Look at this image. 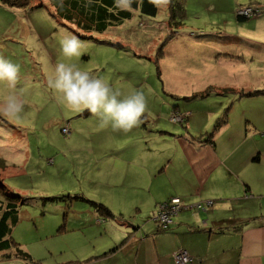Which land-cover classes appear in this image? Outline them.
I'll use <instances>...</instances> for the list:
<instances>
[{"label": "rangeland", "instance_id": "obj_1", "mask_svg": "<svg viewBox=\"0 0 264 264\" xmlns=\"http://www.w3.org/2000/svg\"><path fill=\"white\" fill-rule=\"evenodd\" d=\"M41 3L28 10L0 4V57L20 66L15 88L0 82V106L9 95L24 104L20 119L0 114V178L11 201L0 199L18 209L7 236L17 247L0 264H63L91 246L92 255L109 252L113 236L135 231L130 223L153 219L157 189L174 191L179 167L165 172V161L185 156L180 140L189 133L204 140L224 116L234 122L264 105V0H183L180 26L162 7L105 33L86 32L48 0L34 2ZM248 8L258 14L239 21ZM69 33L84 44L78 60L61 51ZM58 63H76L122 96L143 91V122L114 132L87 110H70L48 83Z\"/></svg>", "mask_w": 264, "mask_h": 264}, {"label": "crops", "instance_id": "obj_2", "mask_svg": "<svg viewBox=\"0 0 264 264\" xmlns=\"http://www.w3.org/2000/svg\"><path fill=\"white\" fill-rule=\"evenodd\" d=\"M258 108L252 117L239 116L234 122L229 118L216 132L215 144L189 133V139L180 140L185 156L165 161V172L174 162L179 167L170 179L174 191L157 189L151 200L153 214L159 204L172 198L189 207L202 204L205 209H184L165 231L153 220L130 223L135 231L125 239L111 238L114 247L123 241L113 253L92 255L96 247L91 246L75 260L178 264L176 254L184 251L192 259L189 264H264V105ZM255 201L261 202L260 209H247ZM241 204L244 211H239Z\"/></svg>", "mask_w": 264, "mask_h": 264}, {"label": "clouds", "instance_id": "obj_3", "mask_svg": "<svg viewBox=\"0 0 264 264\" xmlns=\"http://www.w3.org/2000/svg\"><path fill=\"white\" fill-rule=\"evenodd\" d=\"M121 10H131L134 0H115ZM160 5H167L170 0H150ZM61 51L69 61L77 60L85 50L84 44L75 35L69 33L60 38ZM20 66L0 57V82L15 88L19 82ZM49 86L61 94L65 105L72 111L87 110L100 119L102 126L110 125L114 132L128 133L143 122L147 111V99L141 90H135L122 96L104 79L89 71L82 70L76 63H58L53 76L49 78ZM24 104L14 95H9L0 106V114L7 117L21 118Z\"/></svg>", "mask_w": 264, "mask_h": 264}, {"label": "trees", "instance_id": "obj_4", "mask_svg": "<svg viewBox=\"0 0 264 264\" xmlns=\"http://www.w3.org/2000/svg\"><path fill=\"white\" fill-rule=\"evenodd\" d=\"M35 1L36 0H0V4L7 6L9 8H16L22 10L44 7V3L35 5L34 4ZM48 1L56 8L57 15L60 18L70 23H74L78 25V27H81L86 32H90V33L93 32L105 33L107 30H109L112 27L113 28L119 27L123 25L127 20H131L134 17L135 13H139L141 16L156 17L161 11L162 7L168 9L170 21L176 26L182 25L181 20L185 16V8L183 6V0H170V2L167 5H160V6H157L156 4L150 2V0H134V2L131 5V10H121V8H118L116 6L115 0H48ZM250 18L251 17L238 15L239 21L249 20ZM225 117L226 116H224V118L217 123V125L215 126V130L213 132L207 133L206 135H201L202 137L205 136V139L202 140V142L215 144L214 138L216 132L227 124V118ZM6 188L7 186L3 183L2 179L0 178V193L4 194L5 197H7L11 201V197H9L6 194ZM170 201L171 199L168 200L167 202ZM161 204L158 205L157 211L153 216L152 220L154 222H156L155 218L159 212V207ZM98 207L99 209H103L105 214L108 215L109 217L111 218L115 217L112 210L106 207L105 205L98 204ZM193 209L196 210L195 208ZM17 216H18L17 205H15V203L12 202H9L7 205H5L4 201L0 199V257H9L7 252L8 250H11L12 245L15 244L10 239H7V236L10 234L9 222L12 221L13 223H17ZM171 227L168 230H170ZM120 245L114 247L112 250H110L108 253H105L103 256L113 253L115 250H117L120 247ZM13 246L17 247V245H13ZM92 259L94 258L93 257L89 258L86 261L72 260L63 264H87ZM29 262L31 264H42L40 261L38 262L34 261L32 258H29Z\"/></svg>", "mask_w": 264, "mask_h": 264}, {"label": "built area", "instance_id": "obj_5", "mask_svg": "<svg viewBox=\"0 0 264 264\" xmlns=\"http://www.w3.org/2000/svg\"><path fill=\"white\" fill-rule=\"evenodd\" d=\"M256 14H258L257 11H254L250 8L239 11V15L245 17H252ZM193 208L199 211L204 209L201 204H197L192 207L185 206L179 198H173L170 202L161 204L159 207V212L155 218L158 228L161 230H168L173 225L174 217L178 216V214L184 209L192 210ZM176 260L178 264H189L192 261L191 257L184 251L177 252Z\"/></svg>", "mask_w": 264, "mask_h": 264}]
</instances>
